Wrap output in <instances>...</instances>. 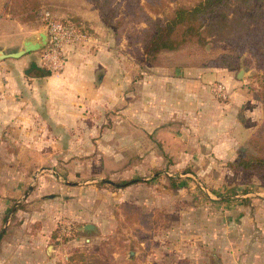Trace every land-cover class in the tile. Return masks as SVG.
<instances>
[{
	"label": "crops",
	"instance_id": "0c3cea01",
	"mask_svg": "<svg viewBox=\"0 0 264 264\" xmlns=\"http://www.w3.org/2000/svg\"><path fill=\"white\" fill-rule=\"evenodd\" d=\"M81 2L84 7L65 17L93 31L97 40L70 49L63 72L43 69L38 53L0 61V235L6 229L0 264H74L80 253L64 247L58 232L75 198L73 187L52 190L49 176L37 172L43 165L73 163L75 150L91 160L89 135L103 124L113 122V148L120 150L114 156L98 153L109 164L134 159L228 165L257 132L258 101L232 70L184 60L179 50L162 52L157 65L146 64L143 71L89 1ZM38 33L9 16L0 19V52H16L28 38L38 41ZM216 83L226 86L227 100L213 93ZM102 143L97 141L98 149ZM78 257L84 264L88 256Z\"/></svg>",
	"mask_w": 264,
	"mask_h": 264
},
{
	"label": "rangeland",
	"instance_id": "374dc122",
	"mask_svg": "<svg viewBox=\"0 0 264 264\" xmlns=\"http://www.w3.org/2000/svg\"><path fill=\"white\" fill-rule=\"evenodd\" d=\"M12 1L0 0V19L9 16L38 32L45 27L47 12L56 20L73 21L65 16H73L74 8L84 7L81 0H33V12L20 15ZM136 1L117 0L116 23L107 28L122 51L131 54L146 71L138 43L148 29L145 16L164 21L177 8H193L201 0H164L162 14L151 12L144 0ZM259 8L243 0H235L230 7V17L245 16L254 23L249 39L207 37L204 46L189 43L180 49L184 60L203 64H214L227 55L239 58L234 73H247L240 81L258 101L260 112L257 132L241 152L255 156L264 153V26L257 25L259 21L264 25V7ZM89 32L97 40L95 33ZM169 55L164 59L169 61ZM112 125L107 122L90 132L87 156L91 160L75 150L73 163L59 161L43 165L37 172L49 176L52 190L73 187L75 198L58 221L59 235L63 228L71 224L73 228L70 238L60 237L64 247L72 246L70 250L80 253L78 256L87 255L84 264H264V241H260L264 237V187L255 175L237 173L229 164L217 163L152 165L134 159L124 164L104 163L99 152L104 156L120 152L113 148ZM98 140L105 147L98 149ZM143 152L147 153L146 149ZM53 172L63 177L52 178ZM85 225H94L97 231L84 233L80 229ZM78 256L74 264H82Z\"/></svg>",
	"mask_w": 264,
	"mask_h": 264
},
{
	"label": "trees",
	"instance_id": "16d2710c",
	"mask_svg": "<svg viewBox=\"0 0 264 264\" xmlns=\"http://www.w3.org/2000/svg\"><path fill=\"white\" fill-rule=\"evenodd\" d=\"M88 1L95 6L99 16L106 25L116 23L115 20L118 17L119 9L116 4L117 0ZM139 1L137 0L136 3ZM144 1L146 7L155 14H162L165 11L166 4L164 0ZM234 1L201 0L193 8H177L172 16H167L168 18L164 21L160 18L153 20L145 16L148 29L141 34L138 41L142 47V56L145 58V64L156 66L159 61V55L162 52L178 51L189 43H197L204 46L207 44V37L218 36L227 41L237 40V38L249 39L254 23L245 16L230 17V7ZM243 1L249 6L256 5L258 10H260L259 6L264 7V0ZM12 2L17 4V10L20 15H29L35 8L33 0H13ZM257 25L263 27V21L257 22ZM211 65L235 72L239 68V58L227 55L224 59L218 60ZM229 165L234 172H245L255 175L264 187V153L255 156L240 152L237 161Z\"/></svg>",
	"mask_w": 264,
	"mask_h": 264
},
{
	"label": "built area",
	"instance_id": "2783aa9c",
	"mask_svg": "<svg viewBox=\"0 0 264 264\" xmlns=\"http://www.w3.org/2000/svg\"><path fill=\"white\" fill-rule=\"evenodd\" d=\"M44 21L48 44L41 51L40 65L49 73H61L67 63L69 50L84 47L93 42L94 38L84 26L73 21L56 20L48 12L44 15ZM212 91L220 99L227 100L229 97V92L222 83L213 84ZM72 233V224L67 229H62V236L70 238Z\"/></svg>",
	"mask_w": 264,
	"mask_h": 264
},
{
	"label": "water",
	"instance_id": "95a60500",
	"mask_svg": "<svg viewBox=\"0 0 264 264\" xmlns=\"http://www.w3.org/2000/svg\"><path fill=\"white\" fill-rule=\"evenodd\" d=\"M35 37L38 38V41H35L33 38H28L25 40V42L23 44V48L19 49L16 52H13L10 54H5L3 51H1L0 52V61L4 60L6 58L20 59V58H22L28 54L41 52L46 47V45L48 44L47 33H46V31H42V32H39ZM246 75H247V73L244 70H241L238 73L237 78L239 80H242L245 78ZM21 203H22V201H19L14 206V208L12 209V211L9 214V219L15 214L17 208L20 206ZM8 222H9V220H8ZM80 230L84 233H93V232L97 231V227L94 225H85ZM5 231H6V229H4L2 231V233L0 235V241H1ZM215 258H216V260H218L216 256H215Z\"/></svg>",
	"mask_w": 264,
	"mask_h": 264
}]
</instances>
